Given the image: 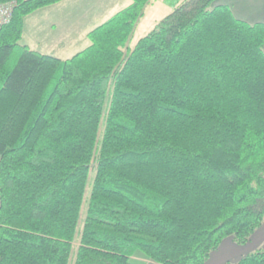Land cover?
I'll list each match as a JSON object with an SVG mask.
<instances>
[{
  "label": "trees",
  "instance_id": "1",
  "mask_svg": "<svg viewBox=\"0 0 264 264\" xmlns=\"http://www.w3.org/2000/svg\"><path fill=\"white\" fill-rule=\"evenodd\" d=\"M62 1L0 0L16 4L0 29V264H205L247 245L264 224V25L183 0L131 47L150 3L132 0L68 60L21 46L25 17Z\"/></svg>",
  "mask_w": 264,
  "mask_h": 264
},
{
  "label": "crops",
  "instance_id": "2",
  "mask_svg": "<svg viewBox=\"0 0 264 264\" xmlns=\"http://www.w3.org/2000/svg\"><path fill=\"white\" fill-rule=\"evenodd\" d=\"M182 1L150 0L132 40L140 29L143 32L134 39L133 45L171 13L176 3ZM131 4L132 0H63L25 17L20 44L44 55L68 60L90 45L87 36L92 30ZM216 5L228 7L240 21L264 25V0H217ZM260 249L264 251V224L245 246H237L231 239L224 240L205 264L236 263Z\"/></svg>",
  "mask_w": 264,
  "mask_h": 264
},
{
  "label": "rangeland",
  "instance_id": "3",
  "mask_svg": "<svg viewBox=\"0 0 264 264\" xmlns=\"http://www.w3.org/2000/svg\"><path fill=\"white\" fill-rule=\"evenodd\" d=\"M45 19V17H43V20ZM48 19H51V16H48ZM143 32V29H140L139 32L136 34L135 36V40L138 36H140V33ZM134 39L130 41L129 45H133L134 44ZM21 45V44H20ZM22 54V49L20 47H16L13 52L11 53L10 57L8 58V61L6 63L5 66V71L9 72L11 71L15 65L17 64L20 56ZM61 71H57V73L55 74V76L52 78L50 84L48 85V88L46 90L45 96L49 95L50 92L52 91V89L54 88L55 84L58 81L59 75H60ZM89 194V187L87 190V196ZM130 264H154L151 261L147 260V258L141 253V252H136L135 255L131 258L130 260Z\"/></svg>",
  "mask_w": 264,
  "mask_h": 264
},
{
  "label": "built area",
  "instance_id": "4",
  "mask_svg": "<svg viewBox=\"0 0 264 264\" xmlns=\"http://www.w3.org/2000/svg\"><path fill=\"white\" fill-rule=\"evenodd\" d=\"M15 5L14 2L0 4V29L10 24Z\"/></svg>",
  "mask_w": 264,
  "mask_h": 264
}]
</instances>
